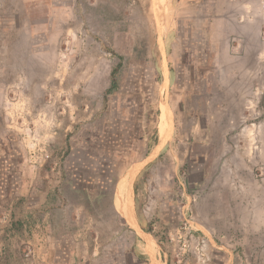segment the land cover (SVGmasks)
Returning a JSON list of instances; mask_svg holds the SVG:
<instances>
[{"label":"rangeland","instance_id":"obj_1","mask_svg":"<svg viewBox=\"0 0 264 264\" xmlns=\"http://www.w3.org/2000/svg\"><path fill=\"white\" fill-rule=\"evenodd\" d=\"M213 2L0 0V264H202L190 233L264 264V54L237 66Z\"/></svg>","mask_w":264,"mask_h":264},{"label":"crops","instance_id":"obj_2","mask_svg":"<svg viewBox=\"0 0 264 264\" xmlns=\"http://www.w3.org/2000/svg\"><path fill=\"white\" fill-rule=\"evenodd\" d=\"M208 8L214 9L215 11L218 10V16L221 14L222 17L220 16V18L223 24V39L226 44V49L237 56V66H250V64L254 66L257 56L264 54V47L261 46L258 40L260 37L258 26L261 21V16L264 14V11H262L264 8L263 0H214ZM231 38H233L234 42L230 41ZM256 40H258L257 43ZM132 182L133 179L131 181V190L133 192ZM218 191L219 189L216 187L201 196L197 211H195L199 231L213 239L215 237L219 238L223 234L228 236L236 232V228L232 226L231 222L233 214L231 211L232 205H224L226 198L224 195L218 194ZM132 192L129 194L128 203L131 214L133 202L131 197ZM221 206L228 207L227 213L226 210H220ZM215 247L220 250V247ZM149 248L153 254L152 247ZM223 255V251H215L214 257H218V264H222ZM69 257L70 252L68 254L65 252L63 254H57L56 259L57 261H63V259H69ZM230 257H232V252ZM153 264L155 263L153 262Z\"/></svg>","mask_w":264,"mask_h":264},{"label":"built area","instance_id":"obj_3","mask_svg":"<svg viewBox=\"0 0 264 264\" xmlns=\"http://www.w3.org/2000/svg\"><path fill=\"white\" fill-rule=\"evenodd\" d=\"M189 239L190 242L195 243V246L187 249V251L190 252L198 262L202 264L208 263L211 258L209 240L203 236L196 237L193 233L189 234Z\"/></svg>","mask_w":264,"mask_h":264},{"label":"water","instance_id":"obj_4","mask_svg":"<svg viewBox=\"0 0 264 264\" xmlns=\"http://www.w3.org/2000/svg\"><path fill=\"white\" fill-rule=\"evenodd\" d=\"M171 132V125H169V128H167V130L164 133L163 138H161V140L157 143V145L155 146V148L146 156V158H144L141 162H139L137 165L134 166V168L131 170L130 172V178H129V190L130 193L132 192L131 190V181L135 175V173L139 170V168H141L144 164H146L149 160H151L152 158H154V156L157 155V153L159 152V150L161 149V147L165 144L166 140L168 139L169 135ZM139 232L141 233V235L145 238L144 233L142 232V230L139 228ZM147 253L149 254L151 260L157 264V262L155 261V258L150 250V248L146 247Z\"/></svg>","mask_w":264,"mask_h":264}]
</instances>
